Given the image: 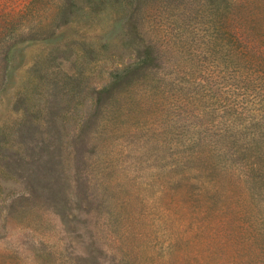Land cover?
Masks as SVG:
<instances>
[{
  "label": "rangeland",
  "instance_id": "rangeland-1",
  "mask_svg": "<svg viewBox=\"0 0 264 264\" xmlns=\"http://www.w3.org/2000/svg\"><path fill=\"white\" fill-rule=\"evenodd\" d=\"M0 0V264H264V0Z\"/></svg>",
  "mask_w": 264,
  "mask_h": 264
},
{
  "label": "trees",
  "instance_id": "trees-1",
  "mask_svg": "<svg viewBox=\"0 0 264 264\" xmlns=\"http://www.w3.org/2000/svg\"><path fill=\"white\" fill-rule=\"evenodd\" d=\"M41 0H29L27 1V7L30 8V9H33L35 7H37L38 3L40 2Z\"/></svg>",
  "mask_w": 264,
  "mask_h": 264
}]
</instances>
